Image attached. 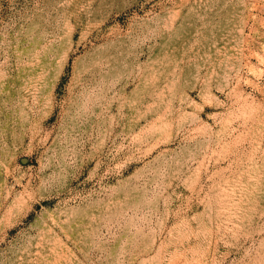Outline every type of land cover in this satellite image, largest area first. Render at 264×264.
I'll list each match as a JSON object with an SVG mask.
<instances>
[{
    "label": "rangeland",
    "instance_id": "374dc122",
    "mask_svg": "<svg viewBox=\"0 0 264 264\" xmlns=\"http://www.w3.org/2000/svg\"><path fill=\"white\" fill-rule=\"evenodd\" d=\"M0 264H264V0H0Z\"/></svg>",
    "mask_w": 264,
    "mask_h": 264
}]
</instances>
